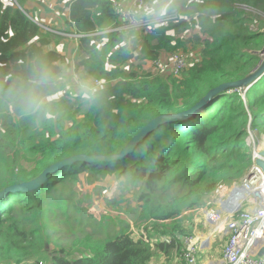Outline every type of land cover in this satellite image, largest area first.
I'll return each mask as SVG.
<instances>
[{"label": "trees", "instance_id": "obj_1", "mask_svg": "<svg viewBox=\"0 0 264 264\" xmlns=\"http://www.w3.org/2000/svg\"><path fill=\"white\" fill-rule=\"evenodd\" d=\"M56 1L69 10L68 24L77 34H102L120 25L114 0ZM154 1L147 0L148 10ZM159 1L156 11L166 7L178 20L143 30V59L186 53L187 45L171 34L179 27L199 28L207 35L199 59L186 54L189 67L181 76H158L141 71V66L126 70L134 50L122 34L82 38L77 75L87 85L94 80L106 84L79 119L84 106L74 110L65 100L50 101L65 90L61 65L69 62L71 67L68 56L52 48L19 1L17 8L0 0V193L77 156L120 155L158 117L177 116L204 102L187 119L149 132L120 161L74 162L53 171L36 190L0 199V264H39L50 252L51 214L67 210L79 183L97 184L111 176L141 186L133 211L136 228L144 230L148 241L121 223L114 236L90 239L81 250L74 249L76 258L65 248L55 249L50 264H151L157 258L185 264V239L192 236L193 219L187 224L181 218L208 209L221 188L240 184L251 168L245 141L250 129L264 133V77L246 93L247 103L237 91L205 100L260 66L263 29L252 31V20L236 7L258 9L264 0ZM77 50L73 47L71 54ZM106 225L104 219L103 231ZM117 225L112 222L113 228Z\"/></svg>", "mask_w": 264, "mask_h": 264}, {"label": "rangeland", "instance_id": "obj_2", "mask_svg": "<svg viewBox=\"0 0 264 264\" xmlns=\"http://www.w3.org/2000/svg\"><path fill=\"white\" fill-rule=\"evenodd\" d=\"M7 2L13 4V6L18 8L17 0H7ZM159 0L154 1L151 5V9L142 12L141 20L144 22L145 20L157 19L159 21H164L169 17L170 14L167 13L166 7L161 8L156 11L155 6L159 4ZM50 3H47V6ZM46 5H44L45 12L50 10ZM237 9H242L244 12V16H246L251 23L252 31H259L262 28V32L264 34V2L262 4H258V9L246 8V7H236ZM27 17L30 18L36 25L41 28V34L47 36L52 42V48L59 52L61 55L68 56V59L71 63V67H68V63L65 65H61V68L64 70V76L62 78V82L65 84V90L59 95L50 99L53 102H61L65 100L69 103V107H73L74 110L77 109L78 106H84V110L80 112L79 119H83V115L85 114L89 108L88 104H90L91 99L94 97L96 90L103 85L98 86L96 81H92V84L88 85L84 83V81L77 75L76 68L79 59V49H80V40L81 39H71L65 38L71 36L73 33L65 32L64 29H60V27L55 26L54 23L47 22V18L39 17L29 11ZM216 11L211 12V16H215ZM45 16L46 13H43ZM144 15V16H143ZM153 26V25H152ZM141 31H136L129 37L127 43L125 45H129L131 49H133V59L131 61V66L126 67V70H131L132 67L138 68L141 66V71L156 74L153 72V69L150 67V62L145 61L143 59L142 54V40H141ZM176 39L182 40L187 45V52H183L182 50L177 52L180 55L186 56V54L191 56V60H198L199 53L201 51V42L206 40L208 37L204 33L200 31L199 28L195 29H185L184 27H179L171 31ZM83 35V34H80ZM99 35H93L90 38H95ZM80 43V44H79ZM78 50L75 53H72V47H77ZM260 58L264 61V49L259 53ZM198 58V59H197ZM115 68L114 66L109 67V69ZM117 84V82H113V85ZM240 91V90H237ZM244 94V93H243ZM242 93V99L246 102V98ZM211 106V105H209ZM68 107V106H65ZM215 107V106H214ZM212 107V111L214 109ZM67 126H70L68 124ZM253 131V130H252ZM257 136L259 141L264 140V133L253 131ZM10 154V149L7 150ZM250 152V151H249ZM252 167V165H251ZM85 178L86 175L82 176L81 179ZM227 188V187H223ZM221 188L217 194L223 189ZM230 188V187H229ZM227 188V189H229ZM77 193L75 196H72L71 199H68L67 210L58 211L55 214H51L50 216V226L51 231L50 234L52 236V243L50 246V252L44 254V257L40 260L39 263L50 264L51 262V253L58 248H65L67 251L71 253L72 258H76L74 249L81 250L82 245L90 239H105L109 236H114L118 232V227L121 223L130 225V232L136 237H140L144 234V238L148 241L144 230L140 227V229L136 228L138 225V216L133 211L136 206V194L140 192L141 186H136L133 182H128L123 177L111 176L108 177L107 180H104L97 184H86L82 183L78 184L76 187ZM214 196V197H215ZM83 200V204L81 203ZM209 202L208 209L209 211L213 209L211 201ZM215 202V198L213 203ZM89 207V208H88ZM88 208V209H87ZM79 209L85 210V212H79ZM201 215L195 211L192 212L185 218H181V221L188 224L189 219H193V224H191L190 229L192 231V235L195 230V224L201 219ZM104 219L107 222L105 231H103L104 227ZM176 220L180 221V217H177ZM116 221L117 226L112 227V222ZM140 223V222H139ZM162 225L171 224V222L161 223ZM146 226H149L148 223H145ZM110 228H109V227ZM198 231L203 235H207L206 232L202 231L201 226H198ZM100 232H104L99 234ZM213 240V239H212ZM157 242V240H155ZM217 237L215 238V243L213 245L211 241L210 248H214V251H222L225 247L224 244L216 243ZM214 253V252H213ZM202 254V253H201ZM200 254V264L202 263ZM79 255V253H78ZM212 256V255H211ZM211 256L208 259H211ZM151 264H168L163 259L157 258Z\"/></svg>", "mask_w": 264, "mask_h": 264}, {"label": "built area", "instance_id": "obj_3", "mask_svg": "<svg viewBox=\"0 0 264 264\" xmlns=\"http://www.w3.org/2000/svg\"><path fill=\"white\" fill-rule=\"evenodd\" d=\"M112 8L120 25L105 33H120L126 41L136 31L143 33V30L152 25L178 20V15L174 12L164 21L152 19L143 22L141 15L148 10L147 0H114ZM105 33L87 35L73 33L65 38L78 40ZM263 62L262 60L260 65ZM150 67L156 73L154 75L179 77L189 67L188 56L171 54L160 57L150 62ZM96 84L100 86L105 84V81L96 80ZM237 92L244 93L245 96L248 90ZM245 148L250 151L252 167L241 179L240 184H235L229 189L223 188L219 192L217 212L197 210L207 228V235L198 231L200 220L195 225L193 235L185 239V264H200V254L211 246L212 238L225 232L228 234V241L217 264H264V170L256 164L260 159L259 153L264 151V140L259 141L250 129Z\"/></svg>", "mask_w": 264, "mask_h": 264}, {"label": "water", "instance_id": "obj_4", "mask_svg": "<svg viewBox=\"0 0 264 264\" xmlns=\"http://www.w3.org/2000/svg\"><path fill=\"white\" fill-rule=\"evenodd\" d=\"M262 77H264V62L257 67V69L247 78L237 81V82H231V83H226L222 86H220L218 89L213 91L212 93L209 94L207 99L205 101H209L210 98L217 93H224L228 91H237V90H249L253 85L258 83ZM246 96V95H245ZM246 98V97H245ZM212 107V104L210 108ZM204 108V102H202L200 105L196 106L189 112H184L180 115L177 116H161L152 121L146 128L145 130L138 135L134 140L127 146L125 151L121 153L120 155L117 156H110V157H102V156H93L90 158H87L85 156H77L71 159H68L60 164H57L55 166H52L51 168L47 169L43 175H41L39 178L36 180L19 185V186H13L8 189H6L4 192L0 193V199H4L7 196L14 194L16 192H31L36 190L40 185H42L48 178V176L55 171L58 168H63L65 166H69L73 164L74 162L78 161H88L89 163H97V162H107V161H120L122 160L127 152H133L136 149V145L138 142L143 139L149 132L154 131L156 128H159L160 126L166 124V123H173L179 119H187L188 117L194 115L196 112ZM260 159L257 160L256 164L261 167L264 170V151H261L259 153ZM252 174L249 175L251 177Z\"/></svg>", "mask_w": 264, "mask_h": 264}, {"label": "crops", "instance_id": "obj_5", "mask_svg": "<svg viewBox=\"0 0 264 264\" xmlns=\"http://www.w3.org/2000/svg\"><path fill=\"white\" fill-rule=\"evenodd\" d=\"M2 1L5 3V5L10 4L9 2H7V0H2ZM17 1H19L22 4L23 8L20 5H18V6H19V8L21 7V10L23 12L27 11L28 13H30L29 11H31L39 17L38 19H40L41 17H43V18L46 17L47 22H51L50 24L54 23L55 26L60 27V29H64L63 32H65L67 29L68 30L67 32L75 33L74 29L72 27H70V25L68 24V22L70 21L69 10L65 6L58 4L56 0H17ZM48 2L50 4L47 6ZM44 5H46L50 10L45 12L46 10L44 8ZM43 13H46L47 16H45ZM218 196H219V194H218ZM218 196L212 197L213 200L215 198V202L213 203V200L211 201V204L213 206V209L210 210L211 212H217L219 209V207L217 205ZM205 210L209 211V209H205ZM197 212L200 214L199 211H197ZM198 220L199 221L201 220V223L198 224V226H201L202 231L206 232V234H207V228H205V226L203 224V219H198ZM216 237H217V242H216L217 244L223 243L224 246L226 245V243L228 241V234L226 232L222 233L220 235H215L212 238L213 240H211L213 245L215 243ZM222 251L221 252L220 251H214L213 246H212V248L209 247L208 249L204 250L201 254L202 255L201 256V260H202L201 264H217V262L221 259ZM210 256H211V259H208Z\"/></svg>", "mask_w": 264, "mask_h": 264}]
</instances>
